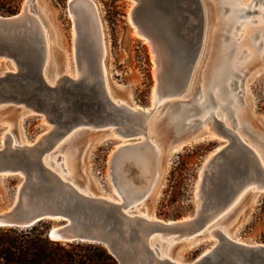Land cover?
<instances>
[{
    "label": "rangeland",
    "instance_id": "374dc122",
    "mask_svg": "<svg viewBox=\"0 0 264 264\" xmlns=\"http://www.w3.org/2000/svg\"><path fill=\"white\" fill-rule=\"evenodd\" d=\"M92 1L96 4L95 17L100 20L106 45L104 64L109 91L114 98L125 100L128 105L153 107L151 95L156 85H159V92L175 90L180 84L188 83L192 75V85L183 97L172 96L160 104L167 100H180L183 101L181 105L185 107L199 105L204 100L200 88L205 83V73L210 69L211 52L218 32L222 44H228L230 36L236 41L232 46L236 47L238 44L237 50L232 49L230 55L235 54L238 57L235 67L240 70L225 80V84L233 83L229 90L236 103L233 107L235 111L221 107L220 103H210L206 100L203 104L208 102L209 104L204 111L190 109L186 113L187 119L184 118L185 123L191 124L186 127L187 131L199 129L213 134L214 137L206 136L173 152L169 149V143L176 135L174 129L177 125L172 122L173 116L177 113L174 108L177 102L171 104L172 102L169 101L164 106L157 107L149 118L147 132L159 150V175L147 198L134 209L138 212L146 211L162 219H181L189 216L197 205L196 186L204 162L218 146L227 141L225 137L216 133L211 123L201 120L205 114L208 115L209 110L215 111V117L222 122V127L243 134L242 136L259 149L264 157V61L261 58L264 53V32L258 29V25L263 21L260 23L244 21L236 27L241 20L260 18L262 14L260 11L249 13L245 18H238L226 29L229 22L226 21V17L229 11L226 10L221 14L217 0H201L205 31L203 30L200 39V32L196 27L200 22L197 0H189V7L183 6L180 0L177 1L170 18L172 31L165 29L167 34L165 39L159 25L165 27L163 11L168 8L167 0H160L157 4L150 5L144 0H138L142 1V5L137 4L136 0ZM8 2L9 4H6ZM236 2L250 3L251 9L264 8L263 0H259L257 4L256 0H236ZM24 4L29 5L30 12L41 20L46 30L44 31L48 39V65L51 72L54 71L56 77L66 73L73 74L76 71L74 21L69 13L68 0H0V14L3 16L16 14ZM8 5L12 6L13 13L3 11ZM134 5L132 12L134 11L135 24L142 34L144 33L143 35L135 34L136 26L129 21V13ZM223 23L225 27L219 30V24ZM203 35H205L204 39ZM168 36L172 38L171 41ZM96 38V35L92 38L95 49L98 41ZM154 46L157 47L160 56L158 65L160 77L157 78L153 73L156 66L153 57ZM226 50H229L227 46L222 52ZM15 71L17 66L14 61L0 56V73ZM20 83H24V80ZM13 85L17 90L24 89L25 95H19L22 98L19 103H0V148H3L5 140L9 139L23 143L16 144L18 146L40 141L42 146L48 148L50 143L54 144L55 140L63 138L59 135L61 128L49 119L50 114L45 108L37 111L32 105L27 104L29 100L26 99L28 92L25 86L20 87L15 82ZM205 88L209 91L214 89L209 82L205 84ZM52 100L45 99V101ZM191 111L194 114L191 115ZM238 111L241 114L245 113V118L240 117ZM134 119H131L132 122L127 121L126 124L130 127L125 125L118 127V130L131 131L144 124V121ZM192 120L195 122L191 123ZM109 128L79 129L72 133L73 144L70 148H75L76 151L73 179L77 184L86 185L87 189L96 194L117 197L114 185L127 181L134 186L133 174L137 166L132 168L119 163L111 166V153L124 138L118 133L109 131ZM126 138L136 140L141 136L135 134ZM56 146L52 145L54 152L48 155L53 166H58L57 170L62 176H68L70 164L67 154L68 145L63 144L59 149H56ZM56 157L59 158L56 160ZM225 162H228V159ZM64 168L66 171L63 170ZM221 168L219 172L214 170V174L209 178L207 173L202 180L203 203L206 205L203 214H208L212 210L210 206L215 199L214 194L218 191V185H224L229 179L226 166L221 165ZM18 181L17 175H0V209L14 201ZM223 190L225 192L223 197L228 200L232 196L231 189ZM241 197L236 206L210 230L199 235L196 232V236L191 240L172 241L162 253L181 261H191L216 241V238L211 237L210 231L218 228L227 229L232 237L237 239L235 241L240 243L249 245L264 243V190H249Z\"/></svg>",
    "mask_w": 264,
    "mask_h": 264
},
{
    "label": "water",
    "instance_id": "95a60500",
    "mask_svg": "<svg viewBox=\"0 0 264 264\" xmlns=\"http://www.w3.org/2000/svg\"><path fill=\"white\" fill-rule=\"evenodd\" d=\"M144 1L150 5L157 4L160 0ZM167 1L168 8L163 11L165 27L159 25L163 37L167 35L165 29L172 31L170 18L177 1L180 0ZM188 1L182 0V5L188 6ZM217 1L221 14H224L229 8L223 5L221 0ZM78 2L73 0L68 3L73 15L77 13ZM136 2L142 5V1L136 0ZM196 4L200 17L196 27L201 39L204 30V12L201 0H197ZM256 11L257 9H245V15ZM132 19L135 21L134 12ZM254 20L256 19L250 18V21ZM75 22L76 34L73 44L78 76L63 74L54 83H50L45 77L46 43L40 19L28 10L8 16L0 14V56L12 59L17 66V71L4 72L0 75V103L21 101L19 95L24 96L25 90H17L13 85L15 82L20 87L25 86L28 92L26 99L29 100L27 104L32 105L37 111L42 108L48 111L49 119L61 128L60 138L78 127L112 126L120 135L137 134L140 128L120 131L118 127L125 125L130 127L126 123L132 118L144 121L142 114L145 112L112 101L106 91L99 61L101 51H98V47L95 49L93 45L94 33L86 32L79 15L75 17ZM168 38L171 41L172 38L170 39L169 36ZM153 50L154 61L158 66L159 51L156 46ZM21 80H24V83H20ZM186 83L180 84L175 90L160 93H179ZM157 88L160 90L159 85ZM46 98L53 100L45 101ZM192 108L188 107L186 111ZM212 121L228 143L209 158L203 170L202 180L207 173L209 178L214 174V170L221 171V165L228 169L229 179L224 185H218L216 191L218 193L214 194L215 199L210 206L213 211L208 214H203L206 208L204 203L198 213L193 211L192 214L181 219H162L156 216L147 218L137 212H129L126 206L141 197L145 189L139 190L127 181H121V184L117 185L120 189L125 187L121 189V202L110 200L94 192L85 193L73 183L63 179L45 163L43 157L51 143L48 148L42 146L40 141L18 146L10 143L9 139L5 140L4 147L0 148V175H17L19 181L14 201L0 209V227L27 228L39 221L47 220L51 222V227L47 231L50 239L63 243L103 244L116 258L117 264H264V243L253 245L240 243L227 238L220 230H216L212 236L216 238V243L191 261H178L172 257L160 256L156 235L164 240L166 238L172 240L185 228L198 231L210 217L224 208L242 185L254 183L256 188L252 189L264 190V167L260 165L255 152L237 139L230 129L222 127V122L215 116H212ZM193 122L195 120L191 121ZM179 125L186 129L191 124L185 123L183 119ZM174 131L177 135V128ZM136 140H133L136 143L121 145L112 151L111 166L118 163L122 166L129 165L135 161V155L139 153L142 156L151 148L145 142L138 143L139 141ZM150 154H154L153 150ZM151 158L154 160V156ZM226 159L228 162H225ZM154 170L156 171V168ZM224 188L231 189L232 196L228 200L223 197Z\"/></svg>",
    "mask_w": 264,
    "mask_h": 264
},
{
    "label": "bare ground",
    "instance_id": "6f19581e",
    "mask_svg": "<svg viewBox=\"0 0 264 264\" xmlns=\"http://www.w3.org/2000/svg\"><path fill=\"white\" fill-rule=\"evenodd\" d=\"M69 1H73V0H68V3H69ZM75 1H79L78 6L76 7V9H77L76 15H73L69 9V13H70V15L74 21L73 38L76 34V32H75V27H76L75 17L77 15H79V17L82 18L83 25H84L83 27L86 30V32L88 34L94 33V35H96V37H97L96 39H98L99 44H97L98 45L97 47L99 49L98 51H101L99 61H100L101 66H102V70H103V74H104V83H105V87H106V91H107L108 95L110 96L112 101L117 103V104H123V105L128 106L130 109L145 112L144 114H142L144 117V124L139 126L140 131L136 134V135H140L141 138L136 140V141H139L138 143H144L145 142V144L150 145L151 148L147 149L142 156L139 155V153H138V155H135V158H134L135 161L132 162L131 164H129L132 168L134 166H137L134 168L135 173L133 175L135 177L134 178L135 183H133L134 184L133 187L137 188L139 190H144V189L145 190L142 193L141 197H139L138 199H135L134 201H132L131 203H129L126 206V210L129 212H137L140 215L145 216L147 218H155V216H153L151 213H148L146 211H139L138 212V211H135V209H134L135 206L136 207H137V205L139 206L142 203V201H144L147 198V196L151 192L152 187L156 183V179L159 175V159H158L159 150H158V147L156 146V144L152 141V139L149 138V135L147 132V126L149 123V118L153 113H155L157 107L164 106V104H166L169 101L172 102L171 104H173L174 102H177L175 107H174L175 111H177V113L173 116V123H175V125L178 124V127H177V133L178 134L175 135L173 140H171V142L169 143V149L173 152L179 151L185 145H188V144H191L194 142H198L199 140L204 139V137H206V136L214 137L213 134H211V133L209 134L207 132L205 133V132H203V130H199V129H191V130L187 131L186 129L181 128V126L179 124H180L181 120H183L186 117V113L188 111V110L186 111V108L193 107L192 109L195 111H198V112L204 111V108L209 104V102L206 104H203L204 101H206V100H209L210 103H212V102L220 103L221 107L229 108L233 112L235 111V109H233V107L236 106V103L233 100V97L231 96L230 90H229V87L232 85V83L225 84V80L227 78H229L231 75H233L236 71L240 70V69L235 67V64L237 63L238 57H236L235 54H234V56L230 55V51L232 49L233 50L235 49V51L237 50L238 44L236 45V47H235V45L232 46L236 42L232 36H230L231 38H230V42H228V44H222L218 38V36H219V32H218L217 38L214 39V47L212 49L213 51L211 52L212 53V58H211L212 60L210 63V69H209V71H207L205 73V75H204L205 83L200 88V92H201V95L204 97V100H202L199 103V105L197 104V105H191V106L185 107L184 105H181L182 103L180 102V100L179 101L167 100L163 104H160V102H162L165 99L170 98L172 96H177L180 98L183 97V94H185L187 92L189 86L192 85L191 82H192L193 75L189 79V81L186 84V86L184 87V89L182 91H180L179 93H176V92L160 93L158 88H157V85H156L152 89V95H151V98H152V104L151 105H153V107H146L145 108V107H141V106H137V105H134V106L128 105L125 100L114 98L111 95V93L109 91L108 84H107L106 79H105L106 68H105V64H104V55H105V51H106V45H105V41H104V37H103V33H102V26H101L100 20H98V18L95 17L97 14L96 13V4L92 0H75ZM221 1H222L223 5H225L229 8V9H227L229 11V14L226 17V21H229V22L226 25V29H228L229 26L234 24L238 18L247 17V15H245V9H251V7H252V6H250V3L242 4L240 2H236V0H221ZM258 1L259 0H256V4ZM263 3H264V0H263ZM134 7H135V5L130 10L129 21L134 26H136L135 21L132 19V10ZM24 10H28L30 12L28 4H24V6L22 7V9L20 11H24ZM251 10H254V9H251ZM257 11H260L262 16L260 18H256V20H254V21H257L259 23L261 21H263V23H260L258 25V27H259L258 29H259V31L264 32V29H263L264 28V8H258ZM244 21H246L248 23L253 22V21H250V19L241 20L236 25V27H238ZM222 27H225L224 23L219 24V30ZM42 29H43V33L45 36V43H46L45 77H46L48 82L54 83L61 75L56 77L54 74V71L51 72V69H49V65H48V42H47L48 39H47V34L45 32L46 30L43 27V25H42ZM134 32L137 35H143L138 26H136ZM256 32L257 31L255 30L254 33H256ZM204 36L205 35H203V39H204ZM226 46L228 47L229 50L222 52V49H224ZM230 46H232V48H229ZM261 58L264 61V53L262 54ZM154 68H155L154 69L155 71L153 73L157 78L158 77V66H155ZM81 70H82V68H81ZM3 73L4 72H1L0 74H3ZM66 74H68L71 77H77L78 76L77 71H75L73 74H71V73H66ZM207 82H209L214 87L213 90L209 91L208 89L205 88V84ZM185 96L186 95H184V97ZM229 101L231 102L230 104L228 103ZM214 112H215L214 110H211V112L209 110L208 115L205 114L204 118L201 120L203 122L211 123L212 128L216 131V133H219V135H221L222 137H225L222 134H220V132L214 126V123L212 121V116H215ZM192 114H194L193 111H191V115ZM237 114L240 117L243 116V118H245V113L241 114V112L238 111ZM235 117H236V115H235ZM186 119H187V117H186ZM79 129H87V128L78 127L77 129H73L68 134L64 135L63 138H61L60 140H55V142H53L54 144L51 143V145H50L49 149L47 150V153L45 154L43 159L49 167H51L54 171H56L63 179L68 180L69 182L73 183L80 191H83L85 193H87V192L93 193V191H91L90 189H87L86 185L77 184V182H75L73 179V174H74V170H75L74 159L76 158V151H75V148H73V149L70 148V146L73 144L71 142L72 141L71 137L73 135L72 133L77 132ZM109 131H113L114 133H118L116 128H114L112 126H110ZM230 132L233 133L237 139H239L245 145L249 146L255 152V155H256L260 165L262 167H264V157H263L262 153L260 152V150L257 149L256 147H254L253 144L248 142L245 139V137L242 136L243 134L237 133L232 129H230ZM121 136H122V138H124V140H120L118 142L116 148L121 146V145H129V144L136 143L135 141L133 142V140L126 138L127 137L126 135H121ZM10 143H12L13 145L23 144L21 142L20 143L17 142L15 139L11 140ZM225 143H228V141H226ZM225 143L222 144L221 146H218L214 150L213 153H215L216 151H218L222 147H224L226 145ZM63 144L68 145L67 154H68L69 161H70V164L68 166L69 169L67 168L68 169V171H67L68 176H62L61 172L59 170H57L58 166L57 165H55V167L53 166V164H52L53 162L50 160V155H48L49 153L54 152V151H52V145H54V146L57 145L56 149L57 148L59 149ZM151 150H153V153H154L152 155L150 154ZM213 153L207 157V159L204 162V165L201 169V172L199 174V179H198L197 186H196L197 187V191H196L197 205L194 208V211L196 213H198V211L201 210L202 204L204 201L203 192H202L203 170H204V167L206 166V164L208 163L209 158L213 155ZM151 156L152 157L154 156V160L151 158ZM56 160H57V157H56ZM151 164H152V166H151ZM153 165H154V167H153ZM154 168H156V171L154 170ZM63 170L66 171V168H64ZM124 188L125 187H121L122 190ZM252 188H256L254 183H247L245 185L240 186L237 193L229 200V202L224 206V208L221 209L218 213H216L212 217H210L208 219V221L203 225V227L201 229H199L198 231L194 230V229H190V228H185V229H183V231L179 235H175L172 240H169L167 238L164 240V239H162L156 235V241L158 243V249L160 251V256L171 257V256L167 255L166 253H162L163 249L169 246L168 243H170L172 241H176V240H180V241L181 240H191L196 236V234H195L196 232H198V235H199L200 233L203 234V233L207 232V230H210L211 227H213L215 224H217L223 217L226 216V214L228 212H230L236 206V204L238 203L240 198H242L241 196L246 191L253 190ZM114 189L118 195L117 197L110 196V195H103L100 193H99V195L104 196L110 200L121 202L122 201V194H121L120 187H118L117 185H114ZM216 230H220L221 233L229 239L237 240V239H234L232 237V234L230 232H228L227 229H219V228L218 229H212L210 231L211 237L214 235V232ZM214 243H216V241ZM214 243H212L211 247L214 245ZM211 247H209V248H211ZM209 248H207V249H209ZM206 250H204V251H206ZM172 258H174V257H172ZM174 259H176V258H174ZM176 260L181 261L179 259H176Z\"/></svg>",
    "mask_w": 264,
    "mask_h": 264
},
{
    "label": "trees",
    "instance_id": "16d2710c",
    "mask_svg": "<svg viewBox=\"0 0 264 264\" xmlns=\"http://www.w3.org/2000/svg\"><path fill=\"white\" fill-rule=\"evenodd\" d=\"M3 11L14 12L11 5ZM50 227L47 220L27 228L0 227V264H117L103 244L52 240Z\"/></svg>",
    "mask_w": 264,
    "mask_h": 264
}]
</instances>
